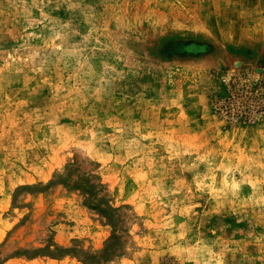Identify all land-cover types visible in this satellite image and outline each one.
Returning <instances> with one entry per match:
<instances>
[{"label":"rangeland","instance_id":"obj_1","mask_svg":"<svg viewBox=\"0 0 264 264\" xmlns=\"http://www.w3.org/2000/svg\"><path fill=\"white\" fill-rule=\"evenodd\" d=\"M0 264H264V0H0Z\"/></svg>","mask_w":264,"mask_h":264}]
</instances>
